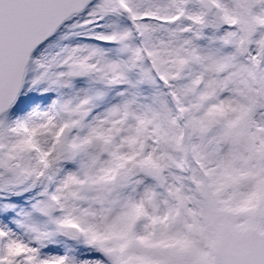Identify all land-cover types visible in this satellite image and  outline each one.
I'll list each match as a JSON object with an SVG mask.
<instances>
[{
	"label": "snow or ice",
	"instance_id": "snow-or-ice-1",
	"mask_svg": "<svg viewBox=\"0 0 264 264\" xmlns=\"http://www.w3.org/2000/svg\"><path fill=\"white\" fill-rule=\"evenodd\" d=\"M0 264H264V0H0Z\"/></svg>",
	"mask_w": 264,
	"mask_h": 264
}]
</instances>
